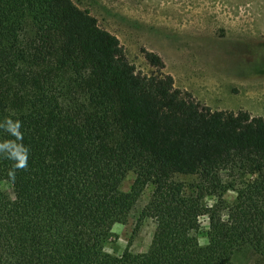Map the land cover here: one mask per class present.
<instances>
[{"label":"trees","instance_id":"16d2710c","mask_svg":"<svg viewBox=\"0 0 264 264\" xmlns=\"http://www.w3.org/2000/svg\"><path fill=\"white\" fill-rule=\"evenodd\" d=\"M144 57L157 74L136 72L72 0H0V120L15 113L30 149L14 181L0 158L12 190L0 187V264H236L242 246L264 260V117L211 109L173 86L159 55ZM230 187L222 218L203 200ZM145 188L148 248L104 252Z\"/></svg>","mask_w":264,"mask_h":264},{"label":"rangeland","instance_id":"374dc122","mask_svg":"<svg viewBox=\"0 0 264 264\" xmlns=\"http://www.w3.org/2000/svg\"><path fill=\"white\" fill-rule=\"evenodd\" d=\"M72 1L118 38L136 72L158 73L144 57L145 51H152L162 59L161 72L171 75L173 86L199 103L264 117V0ZM133 178L129 171L119 189L127 192ZM222 180L228 181L225 173ZM0 187L12 197L7 182H1ZM150 193V188H145L125 220L111 226L102 242L104 252L119 255L125 248L133 253L148 248L155 224L140 212ZM235 197L230 187L203 201L208 206L219 205L225 218ZM198 222L195 236L204 245L208 219L202 215ZM232 260L236 264H264L262 256L249 246L236 249Z\"/></svg>","mask_w":264,"mask_h":264},{"label":"clouds","instance_id":"9594fccd","mask_svg":"<svg viewBox=\"0 0 264 264\" xmlns=\"http://www.w3.org/2000/svg\"><path fill=\"white\" fill-rule=\"evenodd\" d=\"M21 129V121L15 117V113L10 112L0 120V133L3 134V138H0V158L11 162L7 174L12 181L15 180L17 170L26 169L28 166L30 149L23 142Z\"/></svg>","mask_w":264,"mask_h":264}]
</instances>
